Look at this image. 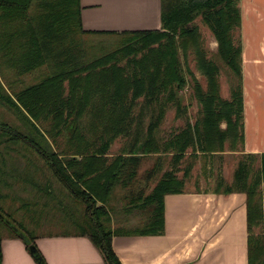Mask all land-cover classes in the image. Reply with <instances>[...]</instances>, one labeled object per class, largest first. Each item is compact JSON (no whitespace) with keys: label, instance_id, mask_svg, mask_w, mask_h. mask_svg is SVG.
<instances>
[{"label":"trees","instance_id":"1","mask_svg":"<svg viewBox=\"0 0 264 264\" xmlns=\"http://www.w3.org/2000/svg\"><path fill=\"white\" fill-rule=\"evenodd\" d=\"M236 1L160 0L158 29L88 32L82 28L79 0H0V77L5 79L11 70L27 74L44 65L50 69L38 82L13 93L0 80V103L21 125L0 118V144L26 146L63 185L67 197L83 204V215L71 221L78 231L60 234L87 236L105 264H121L111 246L113 234L163 232V198L182 191L183 180L176 177L175 169L188 147L193 153L206 155L224 151L226 142L235 150L243 141L241 47L234 45L230 32L241 21ZM198 15L212 30L224 64L238 78V85H231L228 99L218 95V66L199 46L198 28L192 23ZM88 34L118 35L120 45L86 61L82 38ZM190 44L195 49L197 68L207 80L203 89L188 70L201 106L200 117L193 123L187 119L183 128L158 144L154 132L165 105L173 102L177 114L183 111L177 93L187 80L178 52L181 48L185 53ZM138 53V58L127 57ZM123 57H127L125 63L119 64ZM140 98L143 104L135 116ZM154 106H159L155 114ZM143 107L151 108L144 131L140 123ZM119 135L132 136L131 145L109 159L108 149ZM60 139L65 140L61 146ZM154 152H170L171 168L162 173L147 195L140 191L129 200L131 206L148 208L147 218L132 229L107 226L111 219L107 205L113 189L131 185L142 157ZM252 157L254 154L248 153L238 162L232 184L222 192L245 194L248 264H264V236L250 233L252 226L263 219L262 206L255 196L260 176L264 175V152L259 154V175L248 181L250 166L246 161ZM154 173L155 168L150 169L146 177ZM27 181L52 196L48 179L39 185L28 175ZM1 199L0 194V229L6 228L9 237L22 239L27 249L35 245L36 236L43 234L24 227L5 209Z\"/></svg>","mask_w":264,"mask_h":264},{"label":"rangeland","instance_id":"2","mask_svg":"<svg viewBox=\"0 0 264 264\" xmlns=\"http://www.w3.org/2000/svg\"><path fill=\"white\" fill-rule=\"evenodd\" d=\"M260 3V0L236 1L237 6L240 8L241 21L234 25L230 32L234 45L241 47V54L248 48L249 36L251 41L254 38L257 41L258 38H261L260 33H264V27L260 29V33L258 34L250 32L247 17L250 4H252V8L255 5L258 6ZM192 23L198 28L199 46L205 52L206 57L213 60L218 66V95L221 99H228L230 97L231 85H238V78L224 64L218 54V45L214 34L203 21L201 15L196 16ZM82 39L84 60L86 61L110 52L120 45V36L115 34H88ZM140 55L139 53L136 55L131 54L127 57L138 58ZM127 57H123L119 61V64H124ZM178 57L185 69L184 74L187 80L186 85L177 93V98L181 105L180 108L183 111L181 114H177V108L173 102H168L165 105L163 117L154 132V138L158 144L170 139L172 135L183 128L187 119H190V122L193 123L200 117L201 113V106L194 96L193 80L188 70L192 72L203 89H206L207 80L197 68L193 45L190 44L185 53L179 48ZM49 72L50 69L45 65L27 74H17L11 70L7 73L5 79L0 77V80L4 88L8 92L13 93L25 86L38 82ZM64 84L66 87V81ZM142 102V98H140L134 108L135 116L138 114ZM150 107L152 108L153 106ZM158 107L154 106V114ZM143 108L145 112L141 115L142 119L140 123L144 131L151 119V108ZM88 117L86 115V118ZM0 118L9 124L21 126L13 112L1 103ZM64 142L65 140L60 139V146ZM131 142L132 136L119 135L112 141L107 152V158L110 159L120 154V152L128 150ZM241 144L242 142H238L235 150H232L229 142H226L224 151L206 155L199 152L193 153L191 147H188L185 156L177 164L175 175L178 179L183 180V187L185 186V180L188 178L187 189L199 190L202 188L201 190L205 189L206 191L223 193L222 191L225 186L231 185L234 180V171L238 162L245 159L246 154H248L242 152ZM161 147V145L158 146V148ZM170 156V152L146 154L142 157L135 181L131 185H127L126 188L118 185L113 189L107 205L111 216L110 221L106 222L107 226L132 229L140 226L145 221L148 216V208L131 206L129 205V200L131 197L139 195L140 191L145 196L152 190L157 181L162 177V173L171 168ZM246 162L250 166L248 181H251L255 175H259V154H254V157L248 158ZM154 168L155 173L148 179L146 172ZM35 170L37 171L35 172ZM28 175L33 176L39 185H42L48 179L53 191L52 196L29 183L27 181ZM0 194L2 195L1 204L5 209L10 211L17 221H20L24 227L32 230L35 234L78 231V228L71 221L83 215V204L67 197L63 185L43 165L42 160L21 143L8 142L0 144ZM255 199L262 206L263 219L252 226L250 233L254 237H263L264 175L260 176V183L257 187ZM10 235L11 233L6 228L1 227L0 237L2 239L8 238Z\"/></svg>","mask_w":264,"mask_h":264},{"label":"crops","instance_id":"3","mask_svg":"<svg viewBox=\"0 0 264 264\" xmlns=\"http://www.w3.org/2000/svg\"><path fill=\"white\" fill-rule=\"evenodd\" d=\"M260 1L251 8L252 2L247 12L249 31L255 34L264 27V0ZM79 3L82 28L88 32L160 27V0ZM260 37L251 41L249 36L241 54V149L250 154L264 152V33ZM187 179L181 192L164 195L162 233L112 235L111 246L121 264H248L245 194L187 189ZM34 244L45 264H105L85 235L43 234ZM1 248L2 264H37L20 238H3Z\"/></svg>","mask_w":264,"mask_h":264},{"label":"water","instance_id":"4","mask_svg":"<svg viewBox=\"0 0 264 264\" xmlns=\"http://www.w3.org/2000/svg\"><path fill=\"white\" fill-rule=\"evenodd\" d=\"M28 250L30 254L33 256V258L35 259V261L37 262V264H45V261L43 260L41 254L39 253L35 245L30 244L28 247Z\"/></svg>","mask_w":264,"mask_h":264}]
</instances>
